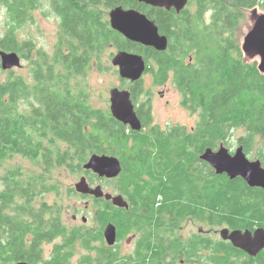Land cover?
Segmentation results:
<instances>
[{
    "label": "trees",
    "instance_id": "trees-1",
    "mask_svg": "<svg viewBox=\"0 0 264 264\" xmlns=\"http://www.w3.org/2000/svg\"><path fill=\"white\" fill-rule=\"evenodd\" d=\"M40 1L0 0V12L4 11L5 15L0 50L26 58L32 46L29 42L21 43L16 31L30 19ZM48 1L60 18L68 41L67 52L57 53L52 62L43 54V67L36 66L33 70V86L22 77L11 75L0 83V167L8 158L19 156L31 160L45 174L23 179L22 172L13 169L0 179V264L21 261L44 264L43 245L60 238L62 243L54 246L47 264H72L76 246L87 249L86 233L79 229L69 233L60 210H52L46 203L44 208L38 207L37 195L43 190L48 192L50 187H44L43 182L52 168L74 164L81 168L87 162L88 148L89 156L109 154L122 158L116 187L126 194L131 191L130 209L135 214L139 210L133 197L144 181L142 187H146V193L164 196L163 209L170 212L173 220L177 215L179 218L191 215L208 221L219 218L233 228H264V211L256 202L245 203L249 205L248 211L233 207L237 199L255 200L264 197L262 193L249 188L237 190L236 184L216 176L199 160L206 149H216L219 143L226 142L232 129H245V135L238 140L245 154L254 149L256 138L264 142V77L257 71L256 63L243 64L235 41L242 10L264 9V0H192L198 12L191 16L186 10L176 15L174 11L152 9L137 0ZM117 7L139 10L154 21L159 33L168 39L167 51L144 48L112 30L107 11ZM108 46L117 51L144 54L146 59L153 60L157 65L155 77L160 82L172 71L177 86L188 94L185 99L188 108L200 111V126L193 132L184 128L161 132L154 128L142 135L115 121L109 113L88 105L85 94L73 91L71 81L82 77L95 56H100ZM140 92V89L133 90L134 96ZM30 98L40 107L29 114L21 112L18 102ZM130 139L136 142L129 149L125 142ZM139 141L147 146L138 144ZM60 144L66 145L64 150ZM120 149H127V155L120 153ZM260 154L258 159L264 165V155ZM158 163L160 170L154 168ZM156 170L155 175H161L157 188L152 179L141 180V175L151 178ZM192 175H205L201 193L203 207L200 193L191 190ZM93 177L97 179L96 175ZM184 187H188V194L183 193ZM154 202L155 199L147 203L151 216L155 215ZM104 205L98 213L101 226L113 224L121 236V232L134 229L135 223L138 225L134 216L125 219L122 211L110 203ZM143 223L148 226L149 220ZM94 238L100 240L101 232H96ZM218 251V255H211L215 264H233L229 256L238 254L231 246L225 249L221 244ZM257 256L254 264H264V253ZM147 262L148 256L140 262L133 261L134 264ZM133 263L111 253L98 260V264ZM78 264H90V261L84 256Z\"/></svg>",
    "mask_w": 264,
    "mask_h": 264
},
{
    "label": "rangeland",
    "instance_id": "rangeland-1",
    "mask_svg": "<svg viewBox=\"0 0 264 264\" xmlns=\"http://www.w3.org/2000/svg\"><path fill=\"white\" fill-rule=\"evenodd\" d=\"M0 33L5 30L4 26V11L0 12ZM247 17V15H245ZM244 18V14H241V19ZM108 19V16H107ZM245 19V18H244ZM16 37L21 43H30L32 46L31 51L27 53L26 58L21 57V67L14 68L12 73L9 71H3L0 65V83L6 81L8 77H22L29 86H33V70L43 63L42 55L45 54L48 62H52L54 56L59 52H67V43L65 39L60 18L54 13L51 4L48 0H41L36 10L31 12L30 19L20 26L16 31ZM27 49V48H26ZM117 53V50L113 47H105L100 56H95L90 68L87 69L82 77H74L71 81V86L75 93H83L86 96L87 103L95 108L101 109L106 112L109 108V93L113 88H119L121 90H128L129 83L120 80L118 69L111 63L112 58ZM144 55V54H141ZM42 57V58H41ZM146 58V57H145ZM42 66V65H41ZM43 67V66H42ZM152 76L150 73L145 74L143 83L147 93H152L151 100L154 103L155 120L162 128H170L178 126L184 128L187 132H190L193 128L198 126V118L193 116L186 108L181 107V96L178 94L171 83L169 82L163 87H155L152 84ZM159 92L164 93V100H170L168 108L158 106L157 99L159 98ZM23 113L29 114V101H20L17 104V108ZM245 135V129L238 128L232 129L228 133V138L223 145L231 152L234 153L239 147V138ZM46 144V141H45ZM220 144V143H219ZM219 144L216 148L218 150ZM61 149L64 150V144H60ZM261 153V154H260ZM259 154L264 155V142L260 138L255 139L254 149L250 153H246L250 160L258 159ZM90 157V156H89ZM262 158V157H261ZM19 170L22 172L23 179L45 175L41 168L27 158L14 156L5 160L0 167V179L5 175L7 171ZM49 176L44 180V187L48 185V192H40L37 197V206L43 207L44 203L52 210H60V216L64 225L70 229L75 225L83 226L82 218L89 219V227L93 229L97 228L96 213L97 208L91 203L89 210L85 208V197L77 194L75 189L77 183L80 182L82 177H87L83 165L81 168H77L74 165L54 167L51 169ZM91 171H89V184L92 187L101 186L106 191L117 190L116 180H105L94 178ZM46 185V186H45ZM44 208V207H43ZM73 216L78 217V223L72 224ZM214 221V222H213ZM216 222V223H215ZM221 222V223H220ZM87 227V224H85ZM224 224L219 218H214L211 221L205 220V223L201 225V228L205 231L204 236L213 239L214 231L222 229ZM186 226V224H185ZM190 227V225H188ZM196 229L198 227H195ZM198 230V229H197ZM209 234L211 236H209ZM62 240L57 239L50 244L43 245V262L46 263L52 258L53 248L56 244H61ZM120 254L127 256L132 252L133 245L129 246L126 243H122L118 248ZM208 254V253H207ZM206 254V256H207ZM87 250L81 248L80 245L76 246L73 253L72 264H78L84 256H87ZM206 264L210 263L208 257L205 258Z\"/></svg>",
    "mask_w": 264,
    "mask_h": 264
},
{
    "label": "flooded vegetation",
    "instance_id": "flooded-vegetation-1",
    "mask_svg": "<svg viewBox=\"0 0 264 264\" xmlns=\"http://www.w3.org/2000/svg\"><path fill=\"white\" fill-rule=\"evenodd\" d=\"M148 7L152 8V9H157V10H165L162 8H153L150 6H148ZM111 10L112 9L107 11V16ZM185 10L188 12L189 16H191V15H194L195 13L198 12V6L196 7V5L194 4V1L188 0L184 9L180 13H177L174 9L165 10V11H174L176 15H180ZM108 21H109V16H108ZM144 48H147V47H144ZM167 49H168V46H167ZM167 49L163 52H166ZM154 51H156V50H154ZM156 52H158V51H156ZM142 56L145 59V70H144L142 77L139 80L134 81V82L120 78L121 81H123V82L125 81V82L129 83L128 90L126 89L125 91H128L130 93V100L133 104L135 114H136V116H137V118L141 124V129L138 131H134L130 128V126L124 125L114 118L115 121L119 122L120 124L124 125L125 127H128L132 132L140 133L142 135L150 133L154 128L158 129L161 132H168V131H171L173 128H182V127H178V126H173V127L164 129L160 125L157 124V122L155 120V114L153 112L155 105L152 102L151 97H150L153 94L146 92V88H145V85L143 83V78H144L145 74L150 73V75L152 76V79H153L152 84H154L155 87L160 88V87L165 86L169 82L171 83L174 90L178 94H180V96H181V107L186 108L190 113H192L193 116L197 117L198 118V126H200V124H199L201 121L200 111H191L188 108V102L185 100L186 96H188V94L186 93V91H182L181 88L179 86H177L175 78H174V73L172 71H169L168 75H167V79L163 82H160L158 80V78L155 77V72L157 71L156 63L151 59H146L144 55H142ZM187 61L190 64L191 58H189V60H187ZM12 70H10L9 73L10 72L12 73ZM117 89H119V88H117ZM134 89H136V90L140 89L141 92L137 96H134V94H133ZM119 90H121V89H119ZM121 91H123V90H121ZM158 94H159V98L157 99V103H158V100H159V103L157 105L158 106L162 105L163 107L165 106V108H168V106L171 104L170 100H164V93L159 92ZM28 101H29V111L31 113L33 110L40 107L39 103L37 101H35L33 98H30ZM109 103H110V95H109ZM110 105H111V103H110ZM106 112L112 116L111 111H110V106H109V108H107ZM197 127L190 130V132H193ZM87 131L89 133V124H87ZM135 142H136L135 140L130 139L129 141H127L125 143H127V146L130 149L133 146L132 144H134ZM137 143L144 145V146H147V144L142 142V141H139ZM127 149H120L119 152L123 153V155L126 156L127 153L125 151H127ZM213 150L216 151V149H213ZM106 156L116 157V156H112L109 154H107ZM116 158L119 160L120 165H121V169H122V163H123L122 158H120V157L119 158L116 157ZM199 160L201 162H204L200 159V156H199ZM256 160H259V159H256ZM86 161H89V148L87 150ZM250 161H255V160H250ZM159 165H160L159 163H158V165H154V168L160 170ZM261 165H262V162H261ZM136 166L138 168V165H136ZM262 166L264 168V165H262ZM158 170H156L152 173L154 175H152L151 178H149L148 175H141L142 176L141 180H147L148 181L149 179L150 180L152 179L151 182H153V184L156 185L155 188H157L159 186V183H158V181L160 180L159 176H161V175H155ZM85 172L87 174V177H85L86 181H87L88 185H90L89 184V169L86 170ZM192 176L194 178L191 180V182H192V189L191 190H193V192H195L197 194L200 193V198H199V200L201 202L200 206L203 207L204 202L201 198V193H202V189L204 187L205 175H192ZM216 176L229 179L230 181H232L233 184H236L237 190L240 188H241L240 190H243V191H247L250 189L253 191H257L258 193H262V195L264 196V191L262 189L249 187L247 185V183L240 177L235 178V179H230L226 174H222V175L216 174ZM118 177L114 178V179L102 178V180L103 181H105V180H117ZM143 185H144V181H141L140 186L137 188V193H135V197H133L134 200L136 201L137 210H139L138 212H136V214L130 209V208H132V205H131L132 202L131 201L133 200L131 197V194H130L131 193L130 190H128V194H126L125 192L123 193V190L117 189L114 191H111V190L106 191L105 189H102V187H101L104 195H110L112 198H114L116 196H121L123 201L127 204V207L115 206V205H113L112 200H106L105 197L94 198V196H91L89 194L88 195H82V194L77 193V194L81 195L82 197H85V200L87 199L85 201V205H84L86 210H89L91 203L97 208V213H96L95 219H96L98 226L96 229H93L92 227H89V224H88L89 219L87 220V218L86 219L82 218V221L84 223L83 226H86L85 224H87L86 228L83 226H79V225H75L70 229H68L67 227L66 228H67L69 233L72 230H76V229H79V230L84 231L86 233L87 242H88L87 249H86L88 255L86 257L89 259L90 264H98V260L100 259L101 256L104 257L110 253L116 255L120 260H126L127 259L132 263L136 259H138V262H140L141 258H143L144 256H148V262L146 264H206L205 263L206 257L209 258L210 263L215 264L212 261L211 255L212 254H215V255L219 254L218 245H220V244L224 245L225 249H228L231 246L238 253L237 255L232 254V256H229V260H231L233 264H254L253 259H255V257L257 255L259 256V255H262V253H264V250H262L255 257H251L248 254H246L245 252L235 248L229 240H224L221 236V230H223V229H227L229 233L232 231H241L242 233L249 231L252 233L256 229H259L262 227L256 226L254 229L233 228V227H230L225 221H223L222 222L224 224L223 226H226V227H222V229L219 231H214L213 236H212L213 239H216L218 236H219V239L212 240L211 238L204 236V235H206L205 231L201 228V225H203V223H205L204 217L200 218V216L196 217V216H191V215H185L184 217L179 218V215H177L178 218L173 220L172 215H170V212H168V210L165 211L163 209L165 207V204H164L165 199L163 198L164 196L154 197L152 192H150L151 194L146 193L147 192V191H145L146 187L143 188L142 187ZM90 187L93 188L91 185H90ZM160 188L162 189L163 186H160ZM141 190H142V192H141ZM184 192L186 194H188V192H189L188 187L183 188V193ZM143 193H144V195H143ZM154 199H155V202L153 203V208H154L155 215L151 216V214L148 212L149 209L147 208V205H148L147 203L153 202ZM95 200H99V201L96 202ZM252 201L256 202L257 207L259 209H261L262 211H264V197L256 198L255 200L253 198L249 199V200H241V201L239 199H237L236 201H234L233 207L240 208L241 211H243V210L248 211L249 205H246L245 203L246 202H252ZM105 203H110L114 209L122 211V213H124L125 219L131 218L134 216L133 217L134 221L135 222L138 221V225L135 223L134 229H128V231H126L124 233L121 232V236L117 233L115 226L113 224H111L112 226H114L115 233H116V241H115V244L112 246H109L107 244V242L105 240V236H104V230L109 224L101 226V224L98 221V213L101 211V208L105 207V205H104ZM193 203L195 204L194 201H193ZM112 211L115 212L114 210H112ZM141 215H143L145 217L143 221L146 222L147 220H149L148 226L144 225V223L141 219V218H143V216L141 217ZM77 223H78V217L73 216L72 224H77ZM185 224H186V226H185ZM188 225H190V227ZM195 227H198L197 228L198 230ZM96 232H101V239L100 240H95L94 235ZM202 234H204V235H202ZM209 236H211V235L209 234ZM56 240L57 239H55L54 241H56ZM60 240H63V239L60 238ZM122 243H126L129 246L133 245V249L129 255L123 256V258H120V257H122V255L120 254V252H119L120 250L118 248H119V245ZM206 254H207V256H206ZM224 254H228V252L225 251ZM71 263H72V260H71Z\"/></svg>",
    "mask_w": 264,
    "mask_h": 264
},
{
    "label": "water",
    "instance_id": "water-1",
    "mask_svg": "<svg viewBox=\"0 0 264 264\" xmlns=\"http://www.w3.org/2000/svg\"><path fill=\"white\" fill-rule=\"evenodd\" d=\"M138 3L153 8L165 10L174 9L180 13L188 0H137ZM241 14L244 18L239 20V30L235 35V41L239 45L242 53L243 64L256 63L257 71L264 77V9L254 7L243 9ZM247 15V17L245 16ZM110 28L127 41L138 44L142 47L152 48L158 52L167 49L168 39L159 33L155 22L150 20L145 14L134 9L114 8L108 14ZM114 67L118 69L119 77L132 82L139 80L145 70V59L139 53L128 51H117L111 60ZM0 65L3 71H10L21 67V58L15 52L0 50ZM110 111L117 121L130 126L134 131L141 129V124L135 114L133 104L128 91H121L117 88L110 90ZM200 159L207 163L217 175L226 174L230 179L242 178L249 187L260 188L264 191V168L259 160L250 161L243 147L239 146L234 153H231L221 143L218 150L206 149ZM86 171L89 169L98 178L114 179L121 174V165L116 157L93 154L89 161L83 165ZM76 191L82 195H91L94 198L105 197L112 200L113 205L127 207L121 196L112 198L104 195L101 186L91 188L86 178L82 177L75 186ZM107 244L112 246L116 241L115 228L109 224L104 230ZM224 240H229L232 245L245 252L251 257H255L264 250V229L259 228L254 232L221 230ZM15 264H29L21 261ZM46 264V263H44Z\"/></svg>",
    "mask_w": 264,
    "mask_h": 264
},
{
    "label": "bare ground",
    "instance_id": "bare-ground-1",
    "mask_svg": "<svg viewBox=\"0 0 264 264\" xmlns=\"http://www.w3.org/2000/svg\"><path fill=\"white\" fill-rule=\"evenodd\" d=\"M263 229V228H262Z\"/></svg>",
    "mask_w": 264,
    "mask_h": 264
}]
</instances>
